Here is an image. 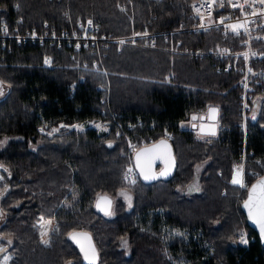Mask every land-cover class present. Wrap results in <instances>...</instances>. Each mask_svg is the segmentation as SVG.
<instances>
[{"label":"trees","instance_id":"1","mask_svg":"<svg viewBox=\"0 0 264 264\" xmlns=\"http://www.w3.org/2000/svg\"><path fill=\"white\" fill-rule=\"evenodd\" d=\"M183 5V0H0V23L19 17L22 28L46 22L61 29L68 26L69 10L74 21L92 18L99 32L126 35L148 19L149 30L174 28ZM167 38L170 46L180 40L188 48L239 47L217 31ZM79 56L87 67L77 68L66 46L0 47V141L5 140L0 259L8 254L7 264H86L68 238L81 229L93 236L96 264H264V246L241 209L246 192L236 205L239 187L230 182L242 151L240 74L217 71L211 55L115 44L103 53L107 74L92 68L89 50ZM107 85L109 107L133 139L155 141L164 128L172 132L176 167L170 177L145 182L137 175L135 182L125 181L127 143L102 101ZM253 93L245 148L246 168L256 174L250 184L264 174V79ZM209 106L218 107V129L202 139L187 123ZM101 111L108 130L53 131L60 123L87 124ZM138 117L141 125L126 127ZM195 179L199 191H186ZM122 190L130 192V206ZM97 194L112 197V215L95 209ZM239 229L247 243L239 240Z\"/></svg>","mask_w":264,"mask_h":264},{"label":"built area","instance_id":"2","mask_svg":"<svg viewBox=\"0 0 264 264\" xmlns=\"http://www.w3.org/2000/svg\"><path fill=\"white\" fill-rule=\"evenodd\" d=\"M182 19L177 26L164 30H149L148 19L139 30H132L126 35H110L99 32V24L92 18L77 19L74 21L70 16L69 10L65 15L68 19V26L56 29L44 22L39 26L22 28L21 18H16L13 22L0 23V47L10 49L13 44L38 43L41 45L55 46L56 48L68 47L71 53L77 55L80 59L82 51L89 50L94 58L91 66L96 70L106 72L103 63V53L111 44L117 47L132 46L146 49L165 50L174 53H183L195 57L211 55L214 57L215 69L217 71H235L240 74L239 84L241 87L240 98H242V107L239 113L243 115V122H239L241 133V144L243 154L246 153L248 132L246 131L245 112L248 105L246 99L251 96V91L264 79V4L260 0H183ZM244 5L243 9L232 7V4ZM120 9L126 11L125 4L120 5ZM152 15H150V18ZM91 21V23H89ZM243 22L244 28L239 29V34H235L228 25ZM6 29V31H5ZM208 31H217L222 39L232 36L239 47L233 48L227 45L221 48L209 47L206 49L182 47L178 40L174 45H168V36L176 32L201 33ZM158 39H162L159 42ZM121 41H123L121 43ZM227 50V51H225ZM254 53V55H253ZM247 54V55H245ZM49 63L51 64L50 57ZM74 59L77 67L85 68L89 62H81V59ZM106 96L102 99L107 104L108 116L114 121L117 129V135L123 136L127 143L128 165L125 169L124 178L126 181H134L138 175L134 163V151L145 144L153 142L151 136H139L133 139L132 135L124 129V125L117 120L115 113L108 104L109 86L107 85ZM105 113L100 112L97 119L90 120L87 124L82 121H74L71 124L60 123L59 125L76 130L79 128H98L101 121H104ZM107 122V121H105ZM142 119L138 117L135 121H129L126 127L132 129L134 125H141ZM107 126V130L108 125ZM192 129H197L191 126ZM44 131L43 129H40ZM172 139V133L164 128L163 136ZM131 170V171H129ZM127 177V178H126Z\"/></svg>","mask_w":264,"mask_h":264},{"label":"snow or ice","instance_id":"3","mask_svg":"<svg viewBox=\"0 0 264 264\" xmlns=\"http://www.w3.org/2000/svg\"><path fill=\"white\" fill-rule=\"evenodd\" d=\"M260 3L264 4V0H260ZM232 7H234V8L239 7L241 9H243L244 5H238L236 3H233ZM89 23H91V21H89ZM227 27H229L235 34L238 35L239 29L244 28L245 24L243 22H241V23H237V24L228 25ZM5 31H6V29H5ZM122 42L123 41H121V43ZM225 51H227V50H225ZM245 55H247V54H245ZM253 55H254V53H253ZM49 62L50 61L48 60V58H46L45 63L47 64ZM0 83H3V82H0ZM217 111H218L217 108L209 106V108H208V113H209L208 119L215 121ZM253 118H255V117H253ZM192 119L195 120V119H198V117L193 116ZM199 119H204V118L199 117ZM98 127H99V125H98ZM193 127H196V125H193ZM200 132L215 136L216 135V124L213 123L207 127H205V125L201 124ZM146 153H152L153 159L161 158L165 155H168L169 153H168L167 141L161 140L158 142V144L153 145L150 148L141 149L137 153V155H136L137 165L140 167L141 174L144 176V179L147 180V179H152L154 177L152 175L148 174L145 171V167L141 164V159ZM169 170L170 169H165L164 171H162L160 173V175H167ZM129 171H131V170H129ZM232 183L233 184H241V186L243 185V181L241 178V170L234 169V175H233ZM189 191L190 192L191 191H199V188L195 185H190ZM120 194L124 195L125 199L129 202V206H130L131 205V197L128 196L127 193L123 192V190L121 191ZM111 203H112V201L107 197V195L101 196L100 194H97L96 207L98 209H100L101 211H103L105 215H112ZM244 207L248 209L249 218L253 219L259 225L260 235L262 238H264V178H261L256 184L252 185L251 189H249V197L247 200L244 201ZM42 235H44V234L42 233ZM77 235H82L85 238H87L86 233L77 234ZM73 238H75V236H73ZM43 242L45 244L48 243L47 240H44ZM241 242L247 243V240L245 239V237L243 235H241ZM9 243H11L10 239H9ZM122 244L124 247H127V241L126 240H122ZM80 246H81V251L84 253V258L86 260H89L90 262L94 261V259L96 257L94 247H92L89 244V246L87 248H85V245L83 243H81ZM0 251H2V249H0ZM7 259L8 258L5 257V260H7ZM68 264H71V262L69 261Z\"/></svg>","mask_w":264,"mask_h":264},{"label":"water","instance_id":"4","mask_svg":"<svg viewBox=\"0 0 264 264\" xmlns=\"http://www.w3.org/2000/svg\"><path fill=\"white\" fill-rule=\"evenodd\" d=\"M212 107H215L217 108L218 110V107L217 106H212ZM209 108V107H208ZM208 108L206 110V112L202 113L199 117H203L204 119H199V121L197 122H194L193 125H196L197 126V129H198V132L200 134H203V135H208V134H205V133H201L200 132V126L201 124L205 125V127L215 123L216 124V133H217V129H218V115H219V111H217L216 113V120L215 121H212V120H209L208 119ZM161 140H166L167 141V145H168V155H165L161 158H155L153 159L152 156L153 154L152 153H146L142 159H141V164L145 167V171L152 175L154 178L152 179H144V176L141 174V170H140V167L137 165V160H136V155L137 153L141 150V149H145V148H150L152 147L153 145H156L158 144L159 141ZM133 163H134V166H135V169L139 175V177L145 181V182H151V181H154L156 179H159V178H168L170 177L174 170H175V167H176V157H175V154H174V150H173V145H172V142L171 140H169L168 138H165V137H161L149 144H146V145H142L140 147H138L134 153H133ZM165 169H170L168 171V174L167 175H160V173L162 171H164ZM261 178H264V174H262L261 176L257 177L255 180H253V182L249 185L248 187V190H247V194H246V197L244 198V200L242 201L241 203V209L242 211L244 212L246 218H247V223L248 225L253 228L257 234L259 235V238L261 240V243L263 244L264 246V238L261 237L260 235V227L259 225L253 220V219H250L249 218V212H248V209L244 207V201L248 199L249 197V189H251L252 185L253 184H256ZM101 196H104V195H107V194H100ZM107 197L112 201L111 203V212L113 210V199L111 196L107 195ZM96 201H97V197L94 201V207L97 211H99L100 213H104L103 211H101L100 209H98L96 207ZM82 233H86L87 234V238H85L84 236L82 235H77V234H82ZM71 234V235H70ZM73 236H75V238H73ZM68 238L69 240H71L74 245L78 248L79 252L81 253L82 255V258L84 260V262L86 264H96L97 261H98V257H99V253H98V249L96 247V244H95V241L93 239V236L91 234L90 231L88 230H81V229H75V230H72L68 233ZM79 241V242H78ZM81 243H83L85 245V248H87L89 246V244L94 247L95 249V253H96V257L94 259V261H89V260H86L84 258V253L81 251Z\"/></svg>","mask_w":264,"mask_h":264},{"label":"rangeland","instance_id":"5","mask_svg":"<svg viewBox=\"0 0 264 264\" xmlns=\"http://www.w3.org/2000/svg\"><path fill=\"white\" fill-rule=\"evenodd\" d=\"M79 19H85V18H80V17H78ZM42 24V23H41ZM40 24V25H41ZM39 26V25H38ZM201 49V48H200ZM71 57H72V59L74 60V59H79V57L77 56V55H73L72 53H71ZM80 60V59H79ZM75 61V60H74ZM76 62V61H75ZM92 64V63H91ZM46 65V64H45ZM77 66V65H76ZM105 67V66H104ZM77 68H80V67H77ZM93 68V67H92ZM94 69V68H93ZM106 69V68H105ZM94 70H96V69H94ZM98 71H101V70H98ZM101 72H103V71H101ZM104 74H107L106 72H103ZM109 86V85H108ZM239 87H240V84H239ZM255 89V88H254ZM109 91V90H108ZM106 92H107V89H106ZM240 92H241V87H240ZM254 90L253 91H251V96L249 97V98H247L246 99V102H245V104L246 105H248V107L246 108V112H245V118H246V131L248 132V115H249V111L251 110V99H252V97H253V95H254ZM239 97H240V94H239ZM241 107H242V98H240V103H239V110L241 109ZM193 116H196V117H198V119H195V120H193L192 119V117ZM189 120H188V126H189V128H191V126H192V124L194 123V122H197V121H199V113L197 114V115H193ZM239 122H243V115H242V113H241V115H240V113H239ZM239 122H238V127H239V130H240V126H239ZM106 125H108L107 124V122H105V121H101L100 122V124H99V127L98 128H100V129H102V130H107V126ZM60 127H62V126H57V127H54L53 128V131H56V130H58ZM64 128V127H63ZM77 129H82V128H79V127H77ZM76 129V130H77ZM192 129V128H191ZM192 131L193 132H195V133H198L199 134V136H201V138L202 139H207L208 138V136H212V135H203V134H200L196 129H192ZM42 132H46V131H42ZM172 133V132H171ZM173 136V135H172ZM4 141L5 140H2V141H0V145L1 144H3L4 143ZM240 157H241V159H240V162H238L237 164H235L234 165V167H233V172H232V176H231V178H230V182L232 183V179H233V175H234V169H239V170H241V178H242V181H243V185L241 186V184H238V187H239V190H238V192L236 193V205H237V202H239V200L243 197V194H245V192H246V194H247V190H248V187H249V185H250V183H249V181L250 180H252L255 176H256V174H255V172H253V171H249V170H247V168H246V157H247V153H245V154H243V150L241 151V154H240ZM218 175H221V170H219L218 172ZM197 179V178H196ZM194 180L192 183H190L189 185H187V187H186V191H188V192H190L189 191V186L190 185H195V186H197L198 188H199V184H198V181L197 180ZM126 181V180H125ZM126 182H128V183H133V181H126ZM134 182H135V180H134ZM123 192H125V193H127V195L128 196H130L131 197V203H132V196H131V194H130V192H128V191H123ZM191 192H194V191H191ZM190 192V193H191ZM222 193H224V191L222 192ZM121 195V194H120ZM123 196V198L125 199V197H124V195H122ZM246 197V196H245ZM126 200V199H125ZM244 200V199H243ZM243 200H241V203H242V201ZM126 202H127V204H128V206H129V202L126 200ZM241 205V204H240ZM237 234L239 235L238 236V238H239V240L241 241V235H243L244 237H245V239H246V234H245V232H244V230H241V229H239L238 231H237ZM5 257H7V258H9V255L8 254H5V255H3V257L0 259V264H7V262H8V259L7 260H5Z\"/></svg>","mask_w":264,"mask_h":264}]
</instances>
